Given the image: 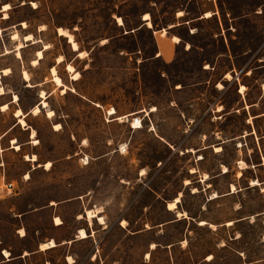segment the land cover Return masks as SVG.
<instances>
[{
    "label": "rangeland",
    "instance_id": "obj_1",
    "mask_svg": "<svg viewBox=\"0 0 264 264\" xmlns=\"http://www.w3.org/2000/svg\"><path fill=\"white\" fill-rule=\"evenodd\" d=\"M0 78V264H264V0H1Z\"/></svg>",
    "mask_w": 264,
    "mask_h": 264
},
{
    "label": "bare ground",
    "instance_id": "obj_2",
    "mask_svg": "<svg viewBox=\"0 0 264 264\" xmlns=\"http://www.w3.org/2000/svg\"><path fill=\"white\" fill-rule=\"evenodd\" d=\"M5 6H8V7H5ZM33 6H35V5H33ZM10 9H11V7H10L9 4H4L3 5L2 12L4 13V19H7L8 18L7 12ZM182 16H183V14L182 15H178L179 18L182 17ZM211 16H212L211 13H206L205 18H210ZM144 21L146 22V25H147L148 28H152V23H151V19H150V15L149 14H145L144 15ZM117 22H118V24L120 26H123V21L120 18L117 19ZM23 25H24V28L27 27L26 26V23H23ZM57 33H58V35L60 37H64V38H66L68 40V44L71 45V48H72V50L74 52H77V54H78L77 56L79 58H85L87 56V53L85 51H80L79 50V46H78L77 42L75 41L74 36L71 33H69L67 30H65L63 28H58L57 29ZM166 34H167L166 31L163 30L162 33H161V36L164 37V36H166ZM13 39L14 40L19 39V35L17 33L14 34L13 35ZM26 40L31 41V39L29 37H27ZM173 42L179 43L180 42V39L178 37H173ZM33 43H36V42H33ZM21 48H22V45L19 44L18 47H17V49H16L17 50V57L20 58V59H21V53H20ZM48 49H49L48 46H44L43 50L37 51V58L32 61V66L39 65L40 61L44 58V52L47 51ZM6 54H8V52H6ZM56 61H57L58 64H61V63L64 62V59H63L62 56H60V57H58L56 59ZM66 71L71 75V79L73 81H78L80 79V74L77 71H75V69H74V67L72 65L67 64L66 65ZM1 72H2L1 74H3L4 76H7L10 73V69L6 68V69H4ZM22 75H23V80L25 82H28L30 80V76H29V74L26 71H23ZM50 75H51V81L54 83V85L57 88H60L61 89V94H66L68 88L63 84V81L59 77V75H58L57 70H56L55 67H53V68L50 69ZM226 76L230 78V75L229 74L226 75ZM0 83H1V78H0ZM218 86L221 87V84L218 85ZM243 90H245V87L242 86L241 87V92H243ZM71 91H73V90H71ZM0 94L1 95H5V90H4V88L2 86H0ZM41 99L43 101H41L40 105L35 106L32 109V114L38 115L41 112L40 109H42V108L43 109H46L47 108V103H46V100H45L46 98H45V93L44 92L41 93ZM17 100H18V98L16 96H14V102H12V104H15L17 102ZM7 110H9V105L8 104H4L2 106L1 111L2 112H6ZM109 114L110 115H114V114H116V112H115V110L113 108H111L110 111H109ZM46 115H47L48 118H53L55 116V113H54V111L49 110V111L46 112ZM14 117L18 120V124H20L22 127H25L26 126V123L24 121L26 115L23 113V111L21 109L15 110ZM133 128H136V129L141 128V123L140 122L133 123ZM59 129H60V125H55V130H59ZM33 136H34V132H33L32 138H33ZM12 143L15 144V140H13ZM34 143L36 145L38 143L37 140ZM13 148L16 151H19L20 150V146L17 145V144ZM215 150H216V152H219L221 150V148L216 147ZM27 160H29L32 163H35L37 161V157L35 155H33L31 157H28ZM50 167H51V163H46L45 169L46 170H49ZM28 177L29 176L27 175V178ZM206 178H207V176H205V179ZM179 202H180V198L177 197L174 200V202L168 204V209L169 210L176 209V207H177V205H178ZM170 205H175V207H170ZM86 214H87V218H88L89 221H91L93 218L96 217V213L94 211H87ZM179 216H181L180 213L178 214V217ZM97 219H99V221L102 220V218H97ZM55 222H56V225H60V221L58 219H56ZM200 224L201 225H204V224H206V222H201ZM86 238H88L87 233L84 230H80V232H79V239H82L83 240V239H86ZM55 246H56L55 243L53 241H50L48 243L41 244L40 250L41 251H45L47 249L54 248ZM153 248H155V245L154 244L151 245V249H153ZM4 253H7V255H5ZM26 254L27 253H25L24 255H26ZM3 255L7 259H9V257H10L9 253L6 252V251L3 252ZM148 257H149V254H147V258ZM67 261L69 262V264H73L74 263V260L71 259L70 257H68Z\"/></svg>",
    "mask_w": 264,
    "mask_h": 264
},
{
    "label": "crops",
    "instance_id": "obj_3",
    "mask_svg": "<svg viewBox=\"0 0 264 264\" xmlns=\"http://www.w3.org/2000/svg\"><path fill=\"white\" fill-rule=\"evenodd\" d=\"M208 12H211V11H208ZM212 14H213V16L215 15L213 12H211ZM212 16V17H213ZM152 23V22H151ZM145 25H146V22H145ZM147 26V25H146ZM154 26V25H153ZM154 27H152V28H150V30L151 29H153ZM162 32V31H161ZM167 35V34H166ZM164 37H166V36H164ZM174 37H176V36H174ZM175 43V42H174ZM188 47H189V45H188ZM250 72H252V75L254 74V70L253 69H248ZM37 85H34V87H31V88H35ZM256 104L257 103H252V104H250V107L251 108H254L255 106H256ZM255 117H258V118H261V117H264V113L263 114H259V115H256ZM257 118V119H258ZM256 119V118H255ZM252 133V132H251ZM215 148V147H214ZM206 149H207V147H206ZM37 162V161H36ZM181 202V201H180ZM179 202V203H180ZM168 209V208H167ZM177 210H178V206H177V208L175 209V210H173V211H176V214H178V212H177ZM168 211H171V210H169L168 209ZM229 224H231V223H229ZM87 239V238H86ZM155 245V248L158 246V245H156V244H154ZM41 246V245H40ZM57 246H55L54 248H56ZM224 247H226V246H224ZM223 247V248H224ZM155 248H153V249H155ZM210 260H208V261H213V259H214V257H213V255H210L209 257H208Z\"/></svg>",
    "mask_w": 264,
    "mask_h": 264
},
{
    "label": "built area",
    "instance_id": "obj_4",
    "mask_svg": "<svg viewBox=\"0 0 264 264\" xmlns=\"http://www.w3.org/2000/svg\"><path fill=\"white\" fill-rule=\"evenodd\" d=\"M138 121V119H136ZM13 187V184H6L5 188L7 191L11 190V188Z\"/></svg>",
    "mask_w": 264,
    "mask_h": 264
},
{
    "label": "snow or ice",
    "instance_id": "obj_5",
    "mask_svg": "<svg viewBox=\"0 0 264 264\" xmlns=\"http://www.w3.org/2000/svg\"><path fill=\"white\" fill-rule=\"evenodd\" d=\"M5 7H8V6H5ZM178 15H182V13H180ZM153 111H154V109H153ZM85 163H87V161H85ZM241 167H243V165H241ZM170 207H175V205H170ZM101 223H103V220H101ZM4 254L7 255V253H4Z\"/></svg>",
    "mask_w": 264,
    "mask_h": 264
}]
</instances>
